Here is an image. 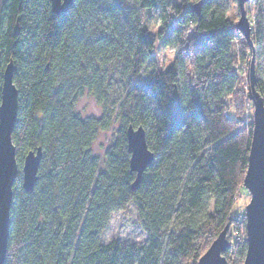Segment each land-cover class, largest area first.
Masks as SVG:
<instances>
[{
  "label": "trees",
  "instance_id": "trees-1",
  "mask_svg": "<svg viewBox=\"0 0 264 264\" xmlns=\"http://www.w3.org/2000/svg\"><path fill=\"white\" fill-rule=\"evenodd\" d=\"M184 1L193 4L181 12L168 0H73L66 12L53 14L49 0H0V86L12 61L18 92L11 140L19 172L4 264H196L224 227L222 255L227 264H242L244 231L235 241L231 233L242 230L244 219L232 212L243 189L252 123L229 119L226 101L237 102L231 48L239 33L227 17L237 2ZM252 6L249 53L264 101V0ZM156 11L162 28L154 36L144 15ZM162 39L175 42L177 57L159 72L152 54ZM110 81L123 94L113 122L76 112L85 91L106 104ZM116 121L100 160L93 144ZM129 125L143 128L153 155L136 189ZM38 148L37 179L27 192L22 161ZM129 206L145 243L103 244L111 215Z\"/></svg>",
  "mask_w": 264,
  "mask_h": 264
},
{
  "label": "water",
  "instance_id": "water-1",
  "mask_svg": "<svg viewBox=\"0 0 264 264\" xmlns=\"http://www.w3.org/2000/svg\"><path fill=\"white\" fill-rule=\"evenodd\" d=\"M53 14L68 10L73 0H49ZM239 17L234 27L243 37L253 54L251 41V26L246 15L245 4L249 0H236ZM199 3L192 7L198 12ZM14 65L8 62L1 76L0 86V264H4L9 229V211L12 203V188L18 176V166L15 159V148L11 134L17 118L18 92L13 83ZM247 99L252 104V131L247 157V168L243 177V188L250 196L249 203L244 208V230L246 251L242 264H264V101L255 89L254 58L251 57L247 73ZM127 150L129 152V170L135 174L131 185L136 189L145 169L153 159L147 149L145 131L142 127L126 129ZM42 152L38 148L24 155L21 166V187L29 192L37 179V172ZM227 227L212 241L196 264H227L223 253L228 242Z\"/></svg>",
  "mask_w": 264,
  "mask_h": 264
},
{
  "label": "rangeland",
  "instance_id": "rangeland-1",
  "mask_svg": "<svg viewBox=\"0 0 264 264\" xmlns=\"http://www.w3.org/2000/svg\"><path fill=\"white\" fill-rule=\"evenodd\" d=\"M134 0H127V2L132 3ZM253 0H249L245 5L246 15L250 22L251 33L253 26V18L254 10L252 6ZM193 2H185L184 0H168L169 8L176 7L183 12L189 6H191ZM235 2H231L229 5V10L227 12V17L233 22L237 23L239 13L237 11ZM144 27L145 29L152 35L157 36L159 31H161V19L160 14L156 12H151L149 15H144ZM193 32H189L192 34ZM168 37L172 40L174 36L171 31L168 29L166 31ZM249 48L245 44L243 37L239 34L237 39L232 43L231 54L235 59V71L238 75V84L236 87L237 92V102L233 101L231 98H227L226 101L229 103L228 108V117L232 119L236 123L246 126L250 122L252 123V104L247 99V91H248V81H247V73L249 69V60L250 53ZM177 57V48L175 42L170 45H165L162 40H158L155 44L152 59L155 61V65L157 67V71H164ZM150 61L149 59L141 70V75L144 76L150 70ZM108 92V100L106 104H101L96 102L95 98L89 92H83L81 97H79L76 101L75 110L83 117H97L100 118L103 115L109 116L113 122L115 118V114L118 111L121 96L122 88L117 84L116 81H110L109 84L106 85ZM236 104H238L236 106ZM239 108V109H237ZM239 114V115H237ZM118 128V121L112 123L110 128L107 131L99 132L97 138L93 144L92 151L93 154L98 157L100 160L103 158V153L106 147L108 146L112 136L116 132ZM250 196L248 192L243 188L237 193L234 210L232 212V217L244 219V208L249 203ZM242 230L231 233L232 241L237 240L241 237L244 231L245 238V230L244 226L241 227ZM101 242L103 244H107L111 240H117L120 243L125 244H144L146 240V236L144 232L141 230L140 226L137 224V219L135 215V211L132 206H129L126 211L115 213L111 215L109 224L105 230V232L101 235Z\"/></svg>",
  "mask_w": 264,
  "mask_h": 264
}]
</instances>
